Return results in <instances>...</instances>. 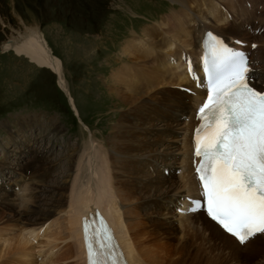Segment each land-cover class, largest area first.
<instances>
[{
	"label": "rangeland",
	"instance_id": "1",
	"mask_svg": "<svg viewBox=\"0 0 264 264\" xmlns=\"http://www.w3.org/2000/svg\"><path fill=\"white\" fill-rule=\"evenodd\" d=\"M180 1L182 0H0V15L5 25L0 26V49L11 36H17L16 31H24L25 26L37 28L39 35L61 61L62 76L69 91L67 95L66 91L59 88L56 74L47 68H38L24 58L17 57L11 50L0 52V171H32V164L26 163L16 169L17 166L15 168L13 165L14 159L9 153L20 152V147L26 144L31 145L33 149L37 148L38 153V160L32 162L33 168L36 169L30 175L34 185L28 186L21 193V198H27V193L30 192L34 198H30L31 203H27V207L19 209L17 202L10 201L16 193L0 190L1 216L14 214L20 218L25 212L34 209L35 212H32L30 217L32 222L28 225L41 224L44 217L48 216L49 220L53 218V223H45L49 228L45 236L48 233L56 235L59 229H63L61 225H56L57 220L64 221L71 214V207H68L71 200L68 198L70 178L74 175L81 152L88 147L91 139L97 148L113 140L114 150L106 144V153L113 154L116 160L112 169L113 176L117 178L115 190L119 194L129 192L132 195V199H127L125 205L143 206V209L138 207L137 213L141 219H149L143 211L149 199L176 195L180 190L183 191V188L179 187L178 178L173 177L172 183L171 174L166 178L161 173L162 170L155 176V172L151 173L148 167H144V163L150 162V158L171 166L170 163L159 160L160 154L171 155L182 146V142L179 143L173 134L174 129L170 128L168 132L165 128L168 120L164 119L169 116L163 114L164 111H159L160 105L166 104L169 107L176 98L171 99L163 90H157L165 80L149 83L145 81V75L141 78L140 85L132 87L130 83L125 82L128 81V74H122L125 81H114L113 76L122 71L125 65L133 62V59L125 55L130 41L144 43L156 39L161 42L160 39L164 38L169 53L163 59H151L148 62L141 59L136 61V64L145 68L150 65L153 69L151 72H163V75L170 79V85L177 84L176 78L185 74L184 67L178 60L180 52L186 51L194 56V51H198L200 46V40L195 43L193 39L200 35L193 29L211 30L222 36L216 30L219 26L214 25L220 23V26H228L232 31L237 30L238 21L242 22L243 16L249 15V9L241 6L238 0H235L234 4L231 3L232 0H213L215 4L208 13L209 4L200 8L199 4L203 0H195L198 5L191 3L186 8L192 6L191 14L198 16V19L197 22H190L188 29L181 17H190L191 14L178 5ZM252 1L257 5H264V0ZM220 2H224V5L221 6ZM226 2L231 3L232 11L228 9ZM248 2L250 3V0ZM219 6L222 9L219 10ZM227 11L232 13L231 24L228 23L230 16ZM259 12L264 16L263 11ZM184 13H187V16H184ZM168 16L171 17L169 25L164 27L167 25L165 20ZM178 30L185 32L181 34L184 39L176 36ZM153 31L160 33L154 36ZM176 40L185 41V48ZM256 59L261 71V67L264 68V53L262 61L258 56ZM154 61L159 62L161 71L153 67ZM169 66H172V71ZM113 82L125 87L127 95L137 91L142 94L132 96L127 101L120 97L117 99L116 92L110 89ZM186 82L188 83V79ZM151 86L154 88H150ZM66 98L69 99L73 110ZM117 125H122V130L116 128ZM172 125H178L175 117ZM112 132L120 137L113 138ZM44 142L45 146L42 145ZM124 158H127V161L124 162L123 168H117L116 165L123 162ZM49 165L52 166L53 173H48L50 176L43 175V170L50 168ZM179 165L185 167L183 164ZM41 167L43 169L37 170ZM154 201L151 203L154 204ZM22 210L24 212H21ZM18 217L17 221L12 219L16 224L20 221ZM175 235L180 236L176 231ZM45 236L41 237L45 238L41 244L42 248L47 240L52 239ZM158 239L159 237L155 240L157 244L158 241L162 244ZM67 240L57 243L55 248L63 249L60 256L59 253L55 256L60 262L66 259L62 264H75L73 259H69L72 241ZM33 245L37 247L38 244L34 242ZM193 248L196 249V246L193 245ZM188 254L195 256L196 252L195 255L192 251ZM200 254L198 252L197 255ZM34 262L37 264V259H34ZM197 262L200 261L196 260L193 264ZM210 263L211 260H206L201 264ZM261 263L264 264V261L258 259L254 264Z\"/></svg>",
	"mask_w": 264,
	"mask_h": 264
},
{
	"label": "bare ground",
	"instance_id": "2",
	"mask_svg": "<svg viewBox=\"0 0 264 264\" xmlns=\"http://www.w3.org/2000/svg\"><path fill=\"white\" fill-rule=\"evenodd\" d=\"M212 1L213 0H203V2H200L199 7H206L209 4V7L207 8L208 10H206L210 13L212 5L215 4ZM234 2L235 0L231 1L232 4H234ZM191 3L198 5L195 0H182L178 2V5L191 14L192 12L190 9L192 6L186 8ZM231 3H227V7L230 10L232 7ZM220 5H224V2H220ZM221 6L218 7L219 10L222 9ZM231 11H227V14L230 16V20L228 22L230 24L233 22V19L231 18ZM184 16H187V13H184ZM247 16L248 15L243 16L242 22L238 21L237 30L233 29L232 31V28L228 26H220V23L215 24L214 26H219L216 30L221 33L224 38L236 39L242 35L243 40L253 39L258 41V43H260L258 51L262 53V61V55L264 53V35L258 40L257 37H251L249 34L241 30V27L248 21ZM208 17H210V14H208ZM181 18L183 22H186V28L190 29V22H197L198 16L191 14L190 17ZM170 19L171 17L168 16L165 20L167 25L164 27L169 25ZM169 29L170 28H168V30ZM193 31L195 33L198 31L197 34L200 35L198 38H193L196 43L197 40L202 38L205 29H193ZM158 33L160 32L153 31L154 36H157ZM184 33L185 32L183 30H178L176 36L184 39V36L181 35ZM16 35V37L11 36V39L8 42L3 43L1 50L3 52L11 50V52H13L17 57L24 58L38 68H47L51 71V73L56 74V77L58 78L57 85L59 88L64 92L66 91L67 95H69V91L67 90L62 76L63 72L61 61L53 54L46 41L39 35L37 28L25 26L24 31H16ZM160 40L161 42L155 39L154 41L144 43L142 41H130L125 49V55H128V57L133 59V62H130V65H125L122 71L114 74L113 80L125 81V76L122 74H128V81L125 82L130 83L132 87H136L137 85H140L141 78L146 75V82L157 83L165 80V83L161 85V87L170 85V79L159 72L156 68L155 69L158 72L155 71V73H153L151 72L153 69L150 65H147V68H145L136 64V61H140L141 59L146 62H148V60L151 61V59H163V57L169 53V50L165 46L167 43L166 40L164 38L163 40ZM176 42L182 43L181 46L185 48V41L180 42L176 40ZM193 54L197 57L196 59H198L200 51H194ZM175 68L178 70L177 66H175ZM145 69H147V71H145ZM169 69L172 71V66H169ZM177 74L180 73L177 72ZM181 79L183 80V83L187 84V77L185 74H183L182 77L176 78V82L178 83ZM258 80H261V83L256 82V85H259L260 89L264 90V72L260 75ZM111 84L112 86L110 89L114 90L117 95L115 97H120L122 100L127 101L132 96L142 94L141 91H137L134 94L130 93L131 95H127L125 87L118 85L116 82ZM141 87L144 86L141 85ZM150 88H154V86H151ZM169 93L175 94V92ZM180 96L182 97L183 95ZM173 97L175 96H171L170 98L172 99ZM183 97V99H185L187 96ZM175 98L176 101L172 102L173 104L170 103L169 107L180 108L183 106V110L180 112H184L187 104H184L183 100L178 99L177 97ZM194 101L195 99H191L192 103L188 106L187 111L191 109ZM70 102H72V100H70ZM73 107L74 109L76 108L74 104ZM183 126L184 125L181 123H178L176 126L166 124V127H164L179 130V128ZM122 127V125H117L116 128H121L122 130ZM187 128L188 125L186 124L185 137L183 136L181 140L182 146L174 153H183L182 162H180V164H183L185 167L183 175L178 177V184L179 187L183 188V191L189 195L190 193L197 191V184L194 182L192 176L185 175V170L188 169L189 165L188 162H186V159L189 158L192 149L191 143H189L187 139ZM115 131H117V129ZM112 136L113 138L120 137L117 133H113ZM106 144L112 146L114 150L113 140L107 142ZM106 144H101L99 145V148H97V145L91 139L88 142V147L81 152L75 167L74 175L70 178V191L68 198L71 200L68 207H71V209H69L71 214L68 215L64 221L58 222L57 220L56 225L58 227L61 225V228L63 229H59L56 235L48 233V235L45 236L48 232V226L45 223L48 224L50 221L53 223L52 220H49L48 216L44 217V221L41 224H36L35 226L28 225L32 222L30 217L32 212H35L34 209L32 211L25 212V214L20 218L14 214L8 217L0 215V264H35L34 259H36V253L38 251L35 252V248H33L32 245L34 241L39 238V236L40 238L42 236H45L46 238L52 237L50 241L47 240L45 246L50 245L52 242H60L64 239L72 241L71 256L69 259H73L75 264H86V253L81 231V220L82 218L86 219L89 213L95 210L103 213L111 224L118 243L125 253V258L128 264H193L196 260L200 261L197 262L198 264H201L206 260H211L210 264H254L258 259L264 261L263 239L256 237L241 247L231 237L221 231L217 225L207 219L202 212L197 215L190 216L176 215L174 210H171L167 213V215L174 213L175 223L167 224V222L163 220L162 216H164L166 214L165 211L169 209V204L174 203L175 205V200L172 198L170 200L168 199L169 202H163V204L158 200H155L154 204L156 206L151 203L153 199H149L146 203V209L143 210L144 213L146 212V218L149 216V219L148 221L141 219L137 213L139 212V208L143 209V206L125 205L127 199H132V195L129 192L119 194V192H116L115 190L117 178L113 176L112 169L115 167L113 164L116 160L113 154L106 153L108 152ZM110 146L109 148L111 149ZM173 154H171V156ZM125 161H127V158H124L123 162H119L116 167L122 169ZM173 177V174H171L172 183ZM174 179L177 178L174 177ZM26 186L27 185L22 187V192L27 189ZM8 193L14 194L15 192ZM181 193L182 190H180L176 195ZM21 195L22 194L16 193L14 198L10 200L11 202H17L19 209H23L25 206L27 207V203H31L29 198H21ZM16 217L20 219L18 222V224H20L19 228L18 224L15 223L17 221ZM190 220H192V224L189 227L188 224ZM43 224L45 225L43 233H41L39 229L41 226L43 227ZM147 224L149 225L145 226ZM171 227H174L175 229ZM175 231L176 234L179 233L180 236L176 237ZM65 234L69 237L65 238ZM158 237V240L162 241V244L158 241L159 246L155 241ZM193 245L196 246V249L193 248ZM42 247L43 246L41 245L37 246V248L43 249ZM191 251L194 255L196 252V255L191 256L188 254ZM198 252L201 254L197 255Z\"/></svg>",
	"mask_w": 264,
	"mask_h": 264
},
{
	"label": "snow or ice",
	"instance_id": "3",
	"mask_svg": "<svg viewBox=\"0 0 264 264\" xmlns=\"http://www.w3.org/2000/svg\"><path fill=\"white\" fill-rule=\"evenodd\" d=\"M207 36L204 70L210 94L199 109L206 123L197 130L196 155L204 158L197 172L208 215L244 243L264 233V91L250 86L242 52ZM84 230L87 237V222ZM88 252L90 264H101L93 259L99 254L91 244Z\"/></svg>",
	"mask_w": 264,
	"mask_h": 264
},
{
	"label": "flooded vegetation",
	"instance_id": "4",
	"mask_svg": "<svg viewBox=\"0 0 264 264\" xmlns=\"http://www.w3.org/2000/svg\"><path fill=\"white\" fill-rule=\"evenodd\" d=\"M0 26L5 27L4 23L2 22V17L0 15ZM1 45V44H0ZM2 49V48H1ZM0 49V52L3 53V51Z\"/></svg>",
	"mask_w": 264,
	"mask_h": 264
}]
</instances>
